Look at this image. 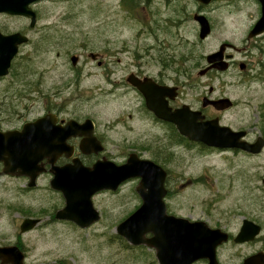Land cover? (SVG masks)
Listing matches in <instances>:
<instances>
[{
	"label": "flooded vegetation",
	"instance_id": "1",
	"mask_svg": "<svg viewBox=\"0 0 264 264\" xmlns=\"http://www.w3.org/2000/svg\"><path fill=\"white\" fill-rule=\"evenodd\" d=\"M44 1V0H42ZM40 1V2H42ZM60 2H78L81 0H56ZM117 11L124 18L128 34H123L122 38L117 37L122 33L117 30L111 36H105V30L99 35L104 37L100 50L95 52L91 49L88 38L85 35L74 36L72 33L60 32L55 28L50 35V49H70V41L81 39L77 49L87 52L85 63L91 61L98 70L97 74H84L82 63L83 55L76 53L71 59L73 73L70 75L65 89L81 92V82L84 77L96 76L102 83H110L113 87L108 91L104 86L98 90L104 93H113L115 90H122L121 95L129 92L133 93V108L128 112L118 114L113 120H109L101 125L96 116L87 113L85 110H68L70 99L63 98L65 89L54 92L55 98H60L58 102L49 93L43 92L42 79L44 75L40 73L36 77L34 93L42 99L44 110H39L37 115L25 117L24 112L19 110L9 112L0 110V132L22 131L27 122L36 121L46 115L54 120L55 126H65L68 122L78 124L88 123V129L92 127L93 140H86L85 135H72L65 140L66 149L55 161L56 166H64L73 162L74 158H79L86 165H93L98 159L108 158L116 162H123L130 152H136L139 157L148 158L160 164L167 172L165 187L168 200L172 194V189L177 188V182L184 176L183 172L173 165L167 164V152L170 149L157 141L168 140L173 144H189L197 147H204L202 143L190 140L182 135L175 124L163 120L155 115L146 105L145 95L139 86L133 84L137 81L144 84V89L155 90L160 101L165 102L171 111L191 110L197 116V111L204 115V120L218 119L221 125H226L234 133H240L239 140L256 143L261 140L264 149V2L262 0H115ZM37 13V11H36ZM220 14V17L218 16ZM3 16V17H1ZM204 17L209 26V33L206 39L214 32L217 26V19L222 22L228 21L225 32H229L230 37L219 42L211 52L216 51L221 44H224L223 60L226 67L223 70L215 67L217 62L201 63V57L197 54V47L206 39L199 37L201 22L198 17ZM0 33L10 35L15 32L29 34L25 28L24 16L0 13ZM18 18L24 25H19L12 29L8 19ZM38 19V13H37ZM230 21V22H229ZM258 23L259 31L257 30ZM125 28V27H122ZM30 40V39H29ZM47 40L42 36L40 41ZM28 44V43H27ZM19 46V50L22 46ZM186 49L192 50V55H186ZM132 52V59L126 64L129 71L126 74H119L118 62L111 59L112 51ZM210 52V53H211ZM120 65V64H119ZM203 72V73H202ZM4 77H0V80ZM202 78L220 80L223 85L214 86L211 83L203 82ZM226 91H223V86ZM204 87L205 89H202ZM207 88V89H206ZM199 91L197 92V90ZM75 92V93H76ZM226 98L228 107L220 110L215 104L208 102V99L215 101ZM185 105L188 108H185ZM243 107H251L254 121H244L239 125L236 122L223 123V115L231 110H240ZM184 107V108H183ZM255 111V112H253ZM93 123V125L91 124ZM134 124L148 125V131L155 129V134H138L135 136L122 135L111 139L107 132L114 130L116 125L122 126L123 131L131 130ZM170 130L177 136V143L174 138L170 140ZM169 133V136H168ZM168 137V138H167ZM159 139V140H158ZM236 139V141H238ZM157 140V141H156ZM154 142V143H153ZM163 142V141H162ZM101 145L103 150L85 153L81 146ZM133 146L131 151L124 154L120 159L112 156L109 146ZM158 145V147H157ZM137 146H149L151 151L139 150ZM159 148L160 150H156ZM215 151H227L233 155L245 157H257L259 153H252L239 147L216 148L209 147ZM93 150V149H92ZM158 153L155 155V153ZM168 154V153H167ZM122 158V159H121ZM44 165L43 175L53 177L50 171L52 166L44 158L40 165ZM5 168L4 161L0 160V172ZM11 179L14 182L13 188L0 187L5 192L17 194L31 190L28 186L29 177L15 174H0V184L3 180ZM16 180V181H15ZM253 206L254 208H248ZM215 209H205L203 215L197 217V221L205 222L209 229H220L227 234V240L220 243L215 249V261L206 257L198 258L193 264H264V204H244L225 218L223 215L217 217ZM16 225V237L13 240L5 239L0 235V248L16 247L23 253L24 264H38L28 258L27 245L23 239L26 233L32 232L42 226L45 220L40 216H32L39 219V222L28 232L22 230V223ZM59 223H69L68 220H59L52 216V221ZM19 229V231H18ZM0 264H11L0 259Z\"/></svg>",
	"mask_w": 264,
	"mask_h": 264
},
{
	"label": "rangeland",
	"instance_id": "2",
	"mask_svg": "<svg viewBox=\"0 0 264 264\" xmlns=\"http://www.w3.org/2000/svg\"><path fill=\"white\" fill-rule=\"evenodd\" d=\"M38 13L37 24L30 27L29 19L25 20L30 42L19 50L10 69V73L0 80V110L24 112L25 117L37 115L44 110V104L34 93L36 77L44 75L43 92L54 97V92L68 83L73 73L70 56L82 54L84 74H97L95 65L89 61L85 63L87 52L78 48L81 39L70 41V49H50V35L55 28L60 32L72 33L74 36L85 35L91 49L98 52L102 39L99 36L105 30V36H111L115 30L117 37L130 33L124 22V16L119 13L115 0H81L78 2H60L44 0L33 4ZM220 17V14L218 13ZM3 17V16H1ZM7 19V18H0ZM12 29L24 25L18 18L8 19ZM230 22V21H229ZM228 21L217 19L214 32L197 47V54L204 57L210 53L219 42L227 40L230 35L225 32ZM125 27V28H122ZM44 36L47 40L40 41ZM132 52L112 51L111 59L119 61V74H126L129 69L126 64L132 59ZM193 51L186 49V55ZM203 82L214 86L223 85L220 80L202 78ZM104 86L108 91L113 87L110 83H102L96 76L84 77L81 82V92L65 89L63 98L70 99L68 110H85L96 116L103 124L113 120L118 114L126 113L133 108V93L121 95L122 90L113 93H104L98 90ZM205 89L202 87L201 91ZM207 89V88H206ZM223 91H226L224 84ZM199 89L197 90V92ZM76 92V93H75ZM58 102L60 98H55ZM240 110H231L223 115V123L236 122L239 125L244 121L253 122L254 114L251 107ZM255 112V111H253ZM148 125L134 124L132 129L123 131L122 126L116 125L114 130L107 134L111 139L122 135L135 136L155 134L156 130L148 131ZM170 140L177 136L170 130ZM169 136V133H168ZM168 138V137H167ZM156 142L166 145L170 151L167 164L173 165L174 170H181L184 174L172 189L167 200L169 210L180 216L197 219L203 215L206 208L215 209L217 217L235 213L244 204H264V149L257 157L233 155L227 151H215L197 145L172 144L169 139ZM163 141V142H162ZM154 143V142H153ZM158 147V145H157ZM133 146H109L112 156L116 160L131 151ZM139 150L151 151L149 146H137ZM156 150H160L156 148ZM161 151V150H160ZM158 153L156 152L155 155ZM122 159V158H121ZM50 176L38 178L37 186L25 193L17 194L5 192L0 188V235L5 239L13 240L16 237V225L24 216H40L45 222L23 237L28 250V258L38 264H158L154 250L144 247H135L119 236L116 227L124 218L140 205V198L135 191L137 180H130L117 191H106L94 196L95 207L101 214L100 220L88 228H79L69 223L52 221L53 213L64 204L62 195L50 187ZM16 181V180H15ZM0 187L13 188L11 179L3 180ZM248 208H254L248 206ZM19 231V229H18Z\"/></svg>",
	"mask_w": 264,
	"mask_h": 264
},
{
	"label": "water",
	"instance_id": "3",
	"mask_svg": "<svg viewBox=\"0 0 264 264\" xmlns=\"http://www.w3.org/2000/svg\"><path fill=\"white\" fill-rule=\"evenodd\" d=\"M36 1L38 0H0V12L27 16L31 19L30 25L34 26L37 14L31 4ZM198 19L201 22L200 37L205 38L209 33L207 20L200 16ZM260 25L261 23L257 25L258 31ZM27 41L28 37L20 32L10 35L0 33V77L8 73L19 45ZM224 49L222 44L219 51L207 56V61L217 62L214 65L220 70L226 67L222 56ZM132 82L143 91L148 108L159 118L173 122L180 133L190 139L209 146L240 147L251 152L261 150V140L254 144L241 141L238 139L240 133L219 125L218 119L204 121L199 111L197 116L184 109L171 111L165 102L160 101L161 95H157L155 90L144 89V84ZM208 102L215 104L218 109L228 107L226 99ZM53 122L46 115L27 122L22 131L0 132V160L5 163L0 174L30 176L29 186H34L37 175L44 170L40 161L47 158L52 164L50 171L54 174L50 185L61 191L65 198V206L57 211L56 218L71 220L80 227H88L100 218L92 201L95 193L107 189L116 190L124 181L139 177L136 190L142 204L117 226V232L134 245L145 244L154 248L160 264H192L198 258L207 256L214 259L215 247L226 240L227 235L220 230L209 229L205 223L167 214L163 200L166 194V172L159 165L131 154L121 165L104 158L92 166H85L78 158H74L71 164L56 166V159L67 147L65 140L68 137L85 135L86 140H93V137L92 127L88 129V123L70 121L65 126H55ZM81 149L86 153L98 152L102 150V146H81ZM36 223V219H25L22 230H28ZM148 233L152 236L147 237ZM0 259L11 264H23V254L16 247L0 248Z\"/></svg>",
	"mask_w": 264,
	"mask_h": 264
}]
</instances>
